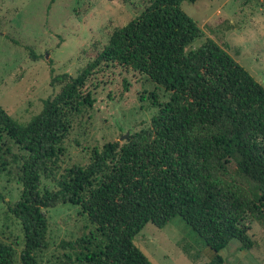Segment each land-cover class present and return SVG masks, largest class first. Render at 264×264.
Wrapping results in <instances>:
<instances>
[{
  "label": "trees",
  "instance_id": "trees-1",
  "mask_svg": "<svg viewBox=\"0 0 264 264\" xmlns=\"http://www.w3.org/2000/svg\"><path fill=\"white\" fill-rule=\"evenodd\" d=\"M182 1L125 0L135 17L93 44V58L75 75L51 68L58 91L29 121H16L0 105V172L14 166L22 183L8 207L24 233L20 264H39L48 247L45 209L59 204L78 205L88 221L66 242V264H150L134 236L145 223L161 227L176 215L214 252L206 264H224L218 252L231 239L242 249L255 244L242 220L249 214L264 221V85L212 38L187 48L203 32ZM108 64L146 75L170 96L153 95L157 111L148 127L62 169L73 124L91 118L86 81ZM231 170L254 188L241 194L217 181ZM42 179L54 187H42ZM16 254L0 239V264H16Z\"/></svg>",
  "mask_w": 264,
  "mask_h": 264
},
{
  "label": "rangeland",
  "instance_id": "rangeland-1",
  "mask_svg": "<svg viewBox=\"0 0 264 264\" xmlns=\"http://www.w3.org/2000/svg\"><path fill=\"white\" fill-rule=\"evenodd\" d=\"M180 7L203 32L188 49L212 38L264 85V0H184ZM136 14L125 0H0V105L16 121H29L41 110L43 100L58 91L51 84V68L57 74L75 75L93 58V44L106 42L111 28ZM85 87L92 99L91 118L84 116L73 124L62 169L85 164L93 147L123 142L130 133L148 127L157 111L153 95L159 101L170 96L169 90L146 75L115 64L96 69ZM12 150H18L16 145L12 144ZM13 167L0 172V239L16 249V264H20L24 233L8 208L22 192ZM223 179L241 194L254 188L233 170L217 181ZM43 186L53 188L54 184L42 179ZM45 213L48 247L39 264H66L64 253L70 251L66 242L86 230V215L74 204L49 207ZM242 222L255 244L242 249L231 239L218 254L224 264H264V221L246 214ZM133 241L150 264H206L214 253L179 215L161 227L145 223Z\"/></svg>",
  "mask_w": 264,
  "mask_h": 264
}]
</instances>
